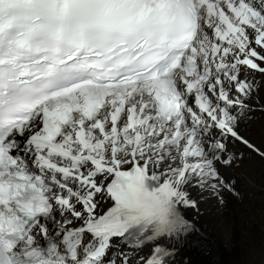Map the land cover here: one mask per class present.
Here are the masks:
<instances>
[{
    "label": "snow or ice",
    "instance_id": "obj_1",
    "mask_svg": "<svg viewBox=\"0 0 264 264\" xmlns=\"http://www.w3.org/2000/svg\"><path fill=\"white\" fill-rule=\"evenodd\" d=\"M257 165L264 0H0V264H213Z\"/></svg>",
    "mask_w": 264,
    "mask_h": 264
},
{
    "label": "bare ground",
    "instance_id": "obj_2",
    "mask_svg": "<svg viewBox=\"0 0 264 264\" xmlns=\"http://www.w3.org/2000/svg\"><path fill=\"white\" fill-rule=\"evenodd\" d=\"M241 200L222 207L209 205L201 223L213 240V264H249L253 249L264 246V171L254 166L246 175ZM199 264L209 258L197 256Z\"/></svg>",
    "mask_w": 264,
    "mask_h": 264
}]
</instances>
